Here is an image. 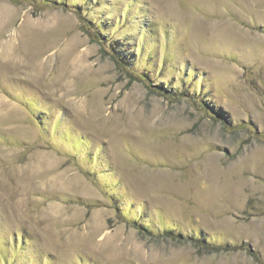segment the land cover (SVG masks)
<instances>
[{
    "label": "rangeland",
    "instance_id": "rangeland-1",
    "mask_svg": "<svg viewBox=\"0 0 264 264\" xmlns=\"http://www.w3.org/2000/svg\"><path fill=\"white\" fill-rule=\"evenodd\" d=\"M0 264H264V0H0Z\"/></svg>",
    "mask_w": 264,
    "mask_h": 264
},
{
    "label": "trees",
    "instance_id": "trees-1",
    "mask_svg": "<svg viewBox=\"0 0 264 264\" xmlns=\"http://www.w3.org/2000/svg\"><path fill=\"white\" fill-rule=\"evenodd\" d=\"M45 4L47 5V3H45ZM111 43H113V42H111V41H109V42H108V44H110V46H112V45H113V44H111Z\"/></svg>",
    "mask_w": 264,
    "mask_h": 264
}]
</instances>
